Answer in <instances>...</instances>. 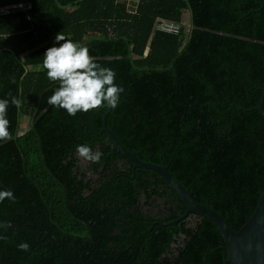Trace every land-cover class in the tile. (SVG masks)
Returning <instances> with one entry per match:
<instances>
[{"label":"trees","instance_id":"obj_1","mask_svg":"<svg viewBox=\"0 0 264 264\" xmlns=\"http://www.w3.org/2000/svg\"><path fill=\"white\" fill-rule=\"evenodd\" d=\"M19 1L32 8L0 12V97L21 101L9 105L10 136L0 141V189L16 197L0 202L8 222L0 264H229L209 218L166 223L186 204L159 172L134 168L98 133L108 107L69 115L47 103L58 81L42 55L62 31L113 68L124 91L107 125L238 230L264 190V115L255 108L264 107V0H140L135 12L128 0L0 6ZM158 17L179 32L156 31ZM77 144L99 149L100 162L79 157Z\"/></svg>","mask_w":264,"mask_h":264},{"label":"clouds","instance_id":"obj_2","mask_svg":"<svg viewBox=\"0 0 264 264\" xmlns=\"http://www.w3.org/2000/svg\"><path fill=\"white\" fill-rule=\"evenodd\" d=\"M42 66L51 81H58L47 103L53 107L63 108L69 115L98 107L115 108L124 91L122 85L114 82L115 70L101 66L89 55L87 46L73 41L62 31L54 36L53 44L43 53ZM16 96L0 97V141L9 138L7 109L10 104L19 105ZM76 154L85 160L98 163L103 153L88 144H77ZM5 198L14 201L12 189H0V202ZM8 222L0 221V229H6ZM4 237L0 236V239ZM18 248L27 251V241H22Z\"/></svg>","mask_w":264,"mask_h":264},{"label":"water","instance_id":"obj_3","mask_svg":"<svg viewBox=\"0 0 264 264\" xmlns=\"http://www.w3.org/2000/svg\"><path fill=\"white\" fill-rule=\"evenodd\" d=\"M140 0H128L127 8L130 12L137 10ZM263 115L264 107L260 103L255 106ZM111 108L103 115V126L98 132L107 133L113 140L119 152L131 159L133 167H143L159 172L165 180L178 191L186 204V210L177 218L166 223H177L189 214H199L209 218L217 226L226 243V260L229 264H264V190L259 197L258 203L251 216L241 226L234 230L227 220L212 206L197 201L189 189L179 181L170 171L169 166L164 163L146 161L137 156L134 150L124 146L113 130L107 125V117ZM134 176V175H133Z\"/></svg>","mask_w":264,"mask_h":264},{"label":"built area","instance_id":"obj_4","mask_svg":"<svg viewBox=\"0 0 264 264\" xmlns=\"http://www.w3.org/2000/svg\"><path fill=\"white\" fill-rule=\"evenodd\" d=\"M32 8V4L30 2H16L11 5L0 6V12L3 14L10 13V12H17L21 10H28ZM181 25L175 21L162 19L158 17L155 20L154 29L156 31H163L167 33H178L180 30Z\"/></svg>","mask_w":264,"mask_h":264},{"label":"rangeland","instance_id":"obj_5","mask_svg":"<svg viewBox=\"0 0 264 264\" xmlns=\"http://www.w3.org/2000/svg\"><path fill=\"white\" fill-rule=\"evenodd\" d=\"M185 16L187 19V17H188L187 12L185 13ZM186 19H184V22L188 26L189 22ZM26 126H27V120H26V117L24 116V117H22L21 128H24ZM192 218H194V217H192ZM190 233H192V231ZM190 233L181 235V237L173 245L174 250L179 249L183 245V242L189 238Z\"/></svg>","mask_w":264,"mask_h":264}]
</instances>
